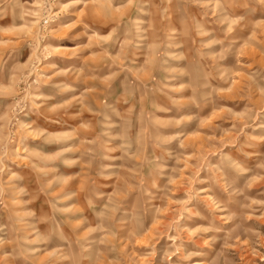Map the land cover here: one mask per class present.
Instances as JSON below:
<instances>
[{
    "label": "rangeland",
    "instance_id": "1",
    "mask_svg": "<svg viewBox=\"0 0 264 264\" xmlns=\"http://www.w3.org/2000/svg\"><path fill=\"white\" fill-rule=\"evenodd\" d=\"M0 264H264V0H0Z\"/></svg>",
    "mask_w": 264,
    "mask_h": 264
}]
</instances>
